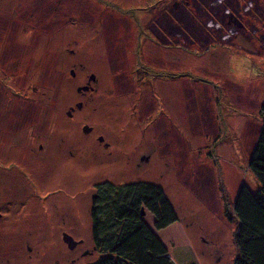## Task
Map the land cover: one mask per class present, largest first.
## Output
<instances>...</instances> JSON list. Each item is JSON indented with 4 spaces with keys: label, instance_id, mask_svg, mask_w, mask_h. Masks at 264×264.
Here are the masks:
<instances>
[{
    "label": "rangeland",
    "instance_id": "374dc122",
    "mask_svg": "<svg viewBox=\"0 0 264 264\" xmlns=\"http://www.w3.org/2000/svg\"><path fill=\"white\" fill-rule=\"evenodd\" d=\"M212 3L202 15L194 0H0V188L14 183L1 238L22 221L33 248L24 239L6 261L65 264L89 249L73 264L97 261L90 209L106 181L163 188L179 219L157 230L145 217L175 264L234 263L228 210L243 184L258 187L249 159L263 126L264 0ZM91 74L96 89L81 94ZM63 231L82 240L78 254Z\"/></svg>",
    "mask_w": 264,
    "mask_h": 264
},
{
    "label": "trees",
    "instance_id": "16d2710c",
    "mask_svg": "<svg viewBox=\"0 0 264 264\" xmlns=\"http://www.w3.org/2000/svg\"><path fill=\"white\" fill-rule=\"evenodd\" d=\"M125 11L133 14L131 8ZM261 114L263 126L249 159L258 187L243 184L232 210H228L236 223L237 256L233 264H264V103ZM98 188L90 216L93 242L101 257L88 264H175L166 243L142 214L145 210L154 216L157 230L179 219L162 187L144 182L127 186L104 182Z\"/></svg>",
    "mask_w": 264,
    "mask_h": 264
},
{
    "label": "flooded vegetation",
    "instance_id": "af4514ba",
    "mask_svg": "<svg viewBox=\"0 0 264 264\" xmlns=\"http://www.w3.org/2000/svg\"><path fill=\"white\" fill-rule=\"evenodd\" d=\"M194 1H197V6H198V9H197V13H199L200 11L201 12H203L204 11V9L206 10V9H208L207 7H202L203 6V4L204 3H207V5H208V2H209V0H194ZM220 0H213V3L211 4V6H215L218 2H219ZM193 16H194V18L196 17V15H195V13H193ZM243 16H245V15H243ZM244 18V17H243ZM221 19H223V16L221 17ZM201 21H202V19L200 20V23H201ZM205 23V22H204ZM243 24H244V26L246 27V28H249L250 26H252L251 25V22H243ZM205 27V26H204ZM177 31V28L175 29L173 26H170V28L169 29H167V31L166 32H169V33H171V34H174L175 32ZM145 32H143L142 31V35L144 34ZM139 35H141V33L139 32ZM198 41H200L199 39H196V40H194V42H198ZM137 63H140V60H139V58H137ZM141 64V63H140ZM137 66H139V65H137ZM142 70H143V68H142ZM158 70V69H157ZM73 72V74H75V72L74 71H72ZM93 77V78H92ZM97 82H98V78L96 77V75L95 74H91V75H89V77H88V81H87V84H85V85H83V86H79L78 87V90H79V92H81V94H85L87 91H93V90H95L96 89V84H97ZM95 84V85H94ZM83 106H84V104L82 103V102H78L77 103V108L78 109H82L83 108ZM68 115L72 118L73 117V115H74V108L73 107H71V109L69 110V112H68ZM83 131L84 132H86V133H92L93 131H94V128L92 127V126H89L88 124H85V125H83ZM98 140H99V143H105V146H109L110 144H111V142H108V141H105V136H104V134L103 133H99V135H98ZM133 140L134 141H137V140H135L134 138H133ZM69 152L70 153H72V150L70 149L69 150ZM150 156L149 155H144L143 156V159L144 160H146V161H149L150 159ZM7 169H9V167H7ZM2 174H3V177L2 176H0V181H1V183L2 182H4L5 180L4 179H7V173H4V172H2ZM1 177H2V179H1ZM106 182V181H105ZM13 182H10V178H9V181H7L5 184H4V186L2 187V188H0V220H2L3 219V217L5 216V214H4V206H3V204H2V200L5 202V198H6V194H5V191L8 193L12 188V186H13ZM156 185V184H155ZM100 191H99V188H98V184H97V186H96V192L93 194V202H92V205H91V207L94 205V203H96V200H97V198H98V193H99ZM14 194H16L15 192H13L12 193V195H14ZM18 194H16V196H17ZM7 204H9L8 203V199H7ZM14 204V203H13ZM11 210H14L13 209V206H12V208H11ZM145 211V210H144ZM143 212V211H142ZM143 214V213H142ZM143 215H147V211H146V213H144ZM65 220V219H64ZM154 220H156L155 218H154ZM19 222H22V221H19ZM18 222V223H19ZM92 222V221H91ZM16 224L14 227H11L10 228V236L7 238V239H5V240H3L2 238H1V234H2V232L3 231H5L6 232V230H5V228H4V226L3 227H1L0 226V264H2V261H4L5 259L2 257V254H4V253H6L7 252V254H9L10 252H11V254H12V251H16L17 249H20L21 247H18V248H16L15 247V244H22V243H24V239H26V243H27V250H26V253H28L29 252V254H30V252L32 251V247H31V245H29V237H30V235H29V233H28V230H23V229H21L20 230V228H21V226H24L23 224ZM23 223V222H22ZM26 223V222H25ZM16 227H17V229H16ZM7 233V232H6ZM22 234V236H23V239H15V238H13V237H15V236H17L18 234ZM65 234H68V231H63L62 232V238H64V236H65ZM69 235H71L73 238H74V236L72 235V234H70L69 233ZM13 236V237H12ZM74 240L77 242L73 247H70L69 246V248L72 250V251H74V254H78L79 252H78V246L80 245V244H82V240H77V239H75L74 238ZM18 246H20V245H18ZM95 249H96V246L94 247ZM23 251H24V247H23ZM90 253H93L92 252V250L90 251V249L89 250H87V251H84V252H82V253H80L79 255H77L76 256V258L75 257H73L72 258V260L71 261H68V262H66L65 264H73V262H75L77 259H79L80 257H82V256H84V255H88V254H90ZM15 254V253H14ZM7 257V259H9V257L8 256H6ZM14 257H16V256H14ZM75 259V260H74ZM5 264H12V263H9V261L7 260H5ZM57 264H60V263H57Z\"/></svg>",
    "mask_w": 264,
    "mask_h": 264
},
{
    "label": "clouds",
    "instance_id": "9594fccd",
    "mask_svg": "<svg viewBox=\"0 0 264 264\" xmlns=\"http://www.w3.org/2000/svg\"><path fill=\"white\" fill-rule=\"evenodd\" d=\"M225 1L226 0H222V2H218L215 6H212V8H217L218 6H220V5H224V7L226 8V9H229V8H227V5H226V3H225ZM253 8H256L255 6H253ZM230 10V9H229ZM205 12H206V14H209V9H206L205 10ZM247 12H249V13H252L253 12V10H248ZM202 15H204V11H203V14ZM222 16L224 17H226V14L225 13H223L222 14ZM229 16V15H228ZM244 16H243V13L241 14V15H239V16H237L236 15V12H232V16H231V19L232 20H237V21H239L241 18H243ZM213 18H214V20L215 21H220V22H222V23H224L225 24V21H226V19L224 18V19H221V17L220 18H218L216 15H215V13H214V16H213ZM235 18V19H234ZM223 20V21H222ZM240 22H242V21H240ZM204 26L207 28V26H208V20L204 23ZM237 29H238V27L237 26H235Z\"/></svg>",
    "mask_w": 264,
    "mask_h": 264
},
{
    "label": "built area",
    "instance_id": "2783aa9c",
    "mask_svg": "<svg viewBox=\"0 0 264 264\" xmlns=\"http://www.w3.org/2000/svg\"><path fill=\"white\" fill-rule=\"evenodd\" d=\"M219 2H222V0H220ZM250 9H251V5H250V4L246 5L245 8H244V10H246V12H247L248 10H250ZM227 10L230 11L229 9H227ZM241 14H242V12H240V10L238 11V14L236 13L237 16H239V15H241ZM224 18H225V16L223 17V19H224ZM222 21H223V20H222ZM230 31H231V33H234V32L237 31V28H236V27H234V29L231 28ZM229 37H230V34H227V35L225 36V38H229Z\"/></svg>",
    "mask_w": 264,
    "mask_h": 264
},
{
    "label": "water",
    "instance_id": "95a60500",
    "mask_svg": "<svg viewBox=\"0 0 264 264\" xmlns=\"http://www.w3.org/2000/svg\"><path fill=\"white\" fill-rule=\"evenodd\" d=\"M93 78V77H92ZM143 214L146 213V211L143 210L142 212ZM64 240L67 242V244L70 246V247H73L77 242L74 240V238L69 235V234H65L64 236Z\"/></svg>",
    "mask_w": 264,
    "mask_h": 264
}]
</instances>
